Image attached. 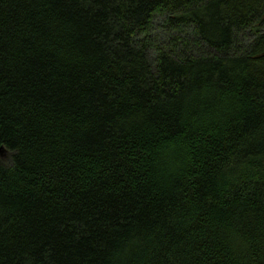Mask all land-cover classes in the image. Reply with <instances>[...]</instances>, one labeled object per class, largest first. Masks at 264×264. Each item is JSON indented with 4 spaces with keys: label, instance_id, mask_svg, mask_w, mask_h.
Masks as SVG:
<instances>
[{
    "label": "trees",
    "instance_id": "trees-1",
    "mask_svg": "<svg viewBox=\"0 0 264 264\" xmlns=\"http://www.w3.org/2000/svg\"><path fill=\"white\" fill-rule=\"evenodd\" d=\"M0 264H264V0H0Z\"/></svg>",
    "mask_w": 264,
    "mask_h": 264
}]
</instances>
